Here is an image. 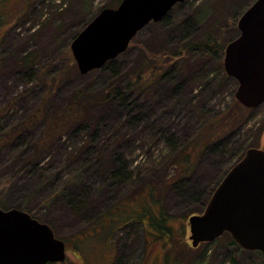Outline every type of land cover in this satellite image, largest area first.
Listing matches in <instances>:
<instances>
[{
  "label": "rangeland",
  "instance_id": "1",
  "mask_svg": "<svg viewBox=\"0 0 264 264\" xmlns=\"http://www.w3.org/2000/svg\"><path fill=\"white\" fill-rule=\"evenodd\" d=\"M231 1L187 0L176 6L165 21L141 31L128 51L105 72L82 76L78 71L62 80L53 96V110L64 109L69 97L80 89H86L87 94L97 93L113 81L125 80L150 51H175L190 41L200 40L214 27L215 20L228 13L226 7ZM116 2L0 0V110L9 107L14 99L19 100L1 120L3 132L35 111L47 97L44 81L50 82L61 71L59 60L63 54L72 56L73 39L102 10L118 8L119 5L109 7ZM166 29L171 37L160 44L157 40ZM232 35L228 34L227 39ZM28 56L35 57L37 65L30 72L21 66ZM158 59L157 65L167 61L160 55ZM165 63L158 85L144 94L126 97L135 102L134 114L126 113L125 106L117 102L97 112L100 124H117L114 131L103 133L99 139L102 145L110 146L109 154L122 158L123 169L116 166L106 176L87 171L99 162L100 156L92 154L91 165H85L81 154L88 139L85 129H78L61 137L46 160L59 176L56 185H43L34 193L29 189L31 185H24L26 181L23 184L22 177L19 183L0 192V206L8 209L5 211L25 206L28 214L53 225L56 237L67 246V260L63 264H264L261 253L231 246L232 238L227 234L193 249L188 223L190 217L204 213L236 163L233 152H237V147L248 141L257 143L264 130V105L248 109L246 124L231 134H223L219 146L204 148L198 160L193 161L194 172L186 176L185 164L178 165L173 159L195 136L201 123L197 126L196 119L189 118L181 106H176V101L188 95L211 116L229 107L234 110L238 83L224 79L217 64L203 61L200 56L186 63ZM40 73H46L42 82L37 81ZM130 117L136 120L126 125ZM41 130L25 135L22 144L3 150L0 171L14 164L30 143L39 140ZM205 136L209 135L204 134L202 142L207 144ZM259 142L264 150V135ZM186 152L187 149L179 156ZM151 191L162 198L161 207L172 218L173 237L156 224L148 226L160 211L157 203H150ZM137 222H143L147 230Z\"/></svg>",
  "mask_w": 264,
  "mask_h": 264
},
{
  "label": "water",
  "instance_id": "2",
  "mask_svg": "<svg viewBox=\"0 0 264 264\" xmlns=\"http://www.w3.org/2000/svg\"><path fill=\"white\" fill-rule=\"evenodd\" d=\"M186 0H122L104 9L71 43L82 76L125 54L138 34L161 23ZM240 36L224 55L226 75L238 83L235 98L245 109L264 105V0L238 21ZM192 248L229 234L239 248L264 259V150L250 149L226 175L205 211L189 218ZM67 246L54 230L30 214L0 209V264H63Z\"/></svg>",
  "mask_w": 264,
  "mask_h": 264
},
{
  "label": "trees",
  "instance_id": "3",
  "mask_svg": "<svg viewBox=\"0 0 264 264\" xmlns=\"http://www.w3.org/2000/svg\"><path fill=\"white\" fill-rule=\"evenodd\" d=\"M255 1L256 0H232L226 7L228 9L226 12L228 13L222 14L219 19L215 20L214 27L205 33L200 40L190 41L175 51H169V48L164 52L159 51L158 53L150 51L139 60L131 73L126 76L125 80L113 81L109 87L97 93L87 94L86 89H80L69 97L64 109L55 112L51 103L53 102V96L60 88L61 81L67 79L73 72H75V74L78 73L76 63L71 54H63L61 60H59L61 61L60 63H62L61 71L57 73L50 82L44 81L48 86L47 97L40 101L39 106L35 111L7 132H3L0 126V153L8 147L22 144L25 135L32 134L38 128L42 129L39 140L30 143L27 150L17 157L14 164H11L0 171V192H4L6 190L5 187L8 185H16L19 183L22 177L23 184L24 181H26L24 185H31L29 189L34 193L40 191L43 185H56L58 174H55L54 171H52L51 164L49 162L47 163L46 160L50 158L54 145L61 137L69 132L79 131L78 129H85L84 131L86 132L88 139V143L81 154V158L85 165H91L92 161L90 160L93 158V156H91L92 154H98L100 156L98 158L99 162L88 167L87 171H91L94 174L105 175L108 173L110 174L116 166L120 167L123 163L122 158L114 153L109 154L110 146L107 147L102 145L99 139V136L101 138L103 133L114 131L117 128V124H100L98 121L99 119L97 118V112L100 109H104L110 104L117 102L125 106L126 113L131 112V114H134L132 108L135 106V102L133 98L130 101V99H127L126 97L128 95L136 96L144 94L152 87L158 85V79L163 74H161V71L165 69V67H162L165 62V65L173 64V62L186 63L193 57L200 56L203 61H212L217 64L220 69V74H223L224 79L229 80V77L225 74L223 66L225 51L228 45L240 36L238 21L246 12V9L253 5ZM121 2L122 0H117L115 5L109 7H117ZM165 19L163 21H165ZM155 25L156 24H151L150 26L154 27ZM166 30L167 32L157 40L158 43H164L171 37L169 29ZM228 34L234 35L227 39L226 36H228ZM77 36L78 34L76 37ZM159 55L167 61L163 62L162 60L161 63L158 62L160 65H157L155 60H159ZM170 58H172V61H169ZM112 63L113 61L108 63L103 69H101V72L108 70ZM21 64L23 69L29 70V72L37 66L35 57L30 56L26 57ZM45 75L46 73H40L37 81L42 82L41 80L45 78ZM234 82L237 83L236 80H234ZM22 95H24V93ZM18 101V99H14L9 107L0 110V123L1 120L6 117L8 112L14 109V106H16ZM233 103L235 106L234 110L236 111L235 114L234 110L229 107L224 110V112L222 111L221 113L211 116L202 105L196 104L194 99L189 98L188 95L176 101V106H181L182 109L187 112L189 118L196 119L194 121L197 126L201 123V127L195 133V136L185 143L184 150L177 153L182 155L185 149H187V154L183 157L178 155V157L173 159L178 165H183L182 163L185 164L184 174L186 176H189L190 172L193 170V167L196 165L193 161L198 160V155L204 150V148L207 147L206 149L208 150L211 147L214 148L219 146L223 140V134H225V136L228 133L231 134L233 130L243 127L246 124L247 113H250V111L247 108L245 109L237 102V100H234ZM135 120V118L130 117L129 122L127 121L126 125ZM204 134L209 135L207 138L205 136V138L208 139L205 140L207 144L202 142ZM263 135L264 130L259 133L256 140L257 143H251L248 141L243 145H237V148L239 149L237 152H233L234 155L232 154L233 156H236L237 160L234 166L237 162L241 161L248 150L260 149L259 144L261 141L259 142V140L263 138ZM233 150L235 149L233 148ZM192 172H194V170ZM149 196L150 203H157L160 206V211L156 214V219L151 217L152 220L149 221L150 223L148 226L153 227L156 224L161 231H164V233L167 234V236L173 237V230L171 228L172 218L168 216L165 210L161 207L162 198L155 194L154 191H151ZM1 199L2 198H0V201ZM1 208H3L4 211L7 209L4 207ZM15 209L30 213L25 206H18ZM142 209L143 213H146V207L143 206ZM30 215L32 216V214ZM32 217L40 223L49 225L54 230L51 223L44 222L34 216ZM154 219L156 220L155 223L153 222L155 221ZM137 223L143 225L145 231L147 230L146 225L143 222ZM230 245L236 248L239 247L233 239L231 240Z\"/></svg>",
  "mask_w": 264,
  "mask_h": 264
}]
</instances>
